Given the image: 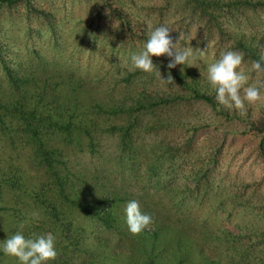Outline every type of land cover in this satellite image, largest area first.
<instances>
[{
	"label": "trees",
	"instance_id": "trees-1",
	"mask_svg": "<svg viewBox=\"0 0 264 264\" xmlns=\"http://www.w3.org/2000/svg\"><path fill=\"white\" fill-rule=\"evenodd\" d=\"M21 1L0 0V7ZM194 4L198 16L209 20L223 11L222 19H233L230 13L235 11L241 17L239 24L232 26L221 20L226 28L232 26L231 34L243 44L244 60H259L264 51V20H260L264 0H194ZM1 58L0 46L6 81L4 88L0 86V246L20 231L23 223L25 238L33 233L56 237L58 255L50 264H264V257L256 253L262 243H255L251 237L247 243H240L238 233L226 228L227 220H218L220 213L231 218L234 211H247L253 196L242 201L233 188L224 189L226 175L218 171L220 149L215 151L211 173L202 167L186 171L185 180L192 185L180 184L173 189L175 195L167 189L170 194L166 203L148 205L145 196H141L142 203L139 197L140 210L154 221L139 235L130 234L126 224L125 207L135 200L134 195L109 179L101 183L98 178L103 169L76 160L77 155H99L104 134H117L123 149L131 152L129 131L137 121L136 115L162 100L175 103L193 98L213 105L217 102L214 91V95H199L191 90L192 85L197 86L195 79L188 83L186 74L172 71L171 86L177 91L169 101L145 87L116 101L110 93L93 97V87L86 80L74 79V73L54 74L45 69L40 73L37 67H21L15 72L4 67ZM183 90L188 92L187 97L180 94ZM87 95L91 99L85 102ZM219 107L222 113H228L224 106ZM119 114L130 121L126 127L113 122ZM260 118L252 125L258 133L264 132V115ZM259 149L264 158V143ZM246 213L249 218L235 227L242 225L241 230L251 231L257 228L253 225L256 218L253 212ZM226 251L233 253L227 254L228 259ZM0 264L18 261L0 252Z\"/></svg>",
	"mask_w": 264,
	"mask_h": 264
},
{
	"label": "rangeland",
	"instance_id": "rangeland-1",
	"mask_svg": "<svg viewBox=\"0 0 264 264\" xmlns=\"http://www.w3.org/2000/svg\"><path fill=\"white\" fill-rule=\"evenodd\" d=\"M194 6V0H22L15 6L0 7L1 59L4 67L15 72L21 67L22 70L37 67L40 73L44 69L53 70L54 74L74 73V79L86 80L93 87V97L102 98L104 93H110L119 101L145 87L169 101L177 89L162 84L155 71L151 74L130 71L131 55L143 49L148 32L166 26L172 31L173 42L179 39V48L189 46L206 52L204 56L194 52L190 65H177L171 70L167 69L170 60L165 61L169 57H153L162 78L166 79L172 71L182 72L189 78L188 83L192 78L196 80L197 86L192 85L191 90L195 89L199 95H214L205 79L206 69L223 52H242L240 39L231 34L232 26L239 24L241 17L232 11L233 19H222L226 13L223 11L214 19L200 18ZM262 15V18L259 14L253 16L264 20V12ZM221 19L232 26L226 28ZM250 28L246 31L250 32ZM242 67L248 72L251 62L244 60ZM2 68L0 65V86L4 88ZM248 74L249 84H256L264 97V75ZM180 94L187 97L188 92L183 90ZM90 95L85 96V102L90 101ZM148 108L149 111L136 115L137 121L129 131L131 152L123 149L117 134H104L99 155L93 158L77 155L76 160L103 169L98 178L101 183L109 179L114 185H124L135 201L140 197L142 203L141 196H145L148 205H153L169 200L167 189L175 195L173 189L180 184L192 185L185 180L186 171L202 167L211 173L215 151L220 149L218 171L221 176L226 175L224 189L233 188L242 201L253 196L247 211H234L231 218L220 213L218 220H227L226 228L238 233L240 243H247L250 237L255 243H262L256 253L264 257V158L259 153L264 132L258 133L252 127L264 115V100L248 106L245 115L234 109L222 113L217 102L212 105L193 98H181L175 103L162 100ZM125 121L127 118L122 114L113 119L124 127L129 120ZM246 212H253L256 218L253 225L257 228L251 231L241 230L242 225L235 227L249 218ZM255 231L257 234H253ZM215 258L220 260L219 255Z\"/></svg>",
	"mask_w": 264,
	"mask_h": 264
},
{
	"label": "clouds",
	"instance_id": "clouds-1",
	"mask_svg": "<svg viewBox=\"0 0 264 264\" xmlns=\"http://www.w3.org/2000/svg\"><path fill=\"white\" fill-rule=\"evenodd\" d=\"M170 29L159 26L151 29L147 34V41L139 53L131 55L130 71H140L151 74L155 71L162 84H173L170 72L166 79L162 78L157 66L152 62L153 57L166 56L170 58L167 69L176 68L177 65H190L194 52L205 55L206 49H193L192 47L179 48L178 40L173 42ZM244 54L240 51H226L221 53L215 62L208 65L205 79L211 91L215 92V99L219 105L226 109L237 110L240 115H245L248 106L264 100L260 88L256 84H249L248 72L257 75L264 74V54L259 60L251 62V68L246 72L242 67ZM182 71V69H181ZM126 224L130 234L139 235L154 221L150 214L140 210L138 201H130L125 207ZM24 224L20 231L2 242L0 252L5 257L13 258L18 264H50L57 258L56 237L52 233L43 235L32 234L30 238L23 235Z\"/></svg>",
	"mask_w": 264,
	"mask_h": 264
}]
</instances>
